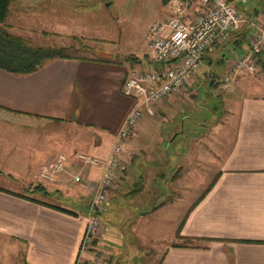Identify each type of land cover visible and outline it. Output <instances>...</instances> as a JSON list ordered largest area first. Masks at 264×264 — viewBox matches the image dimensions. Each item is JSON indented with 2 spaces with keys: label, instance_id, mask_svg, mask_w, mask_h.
I'll return each instance as SVG.
<instances>
[{
  "label": "crops",
  "instance_id": "crops-1",
  "mask_svg": "<svg viewBox=\"0 0 264 264\" xmlns=\"http://www.w3.org/2000/svg\"><path fill=\"white\" fill-rule=\"evenodd\" d=\"M82 1L11 0L4 25L10 34L31 43L39 37L76 38L79 42L74 47H40L88 49L83 42L90 38ZM152 1L143 42L129 46L122 57L117 58L119 51L106 43L103 57L67 55L22 76L0 70V113L6 116L0 122V158L10 159L7 168L0 166V171L25 182L24 191L41 192L46 197L57 195L75 207L68 209L0 188V264H78L81 258L90 259L91 254L81 253L80 247L91 193L102 169L86 168L84 184L75 185L70 178L78 168L72 161L80 153L106 160L134 107L135 101L122 94V85L130 69L152 68L147 30L153 21L167 15L173 0ZM236 5L253 16L257 13L254 19H263L264 0ZM197 8V4L188 5L187 17H192ZM229 46L244 48V54L248 38L241 46L218 42L202 65L211 64L218 53L224 63L223 54ZM198 73L178 96L157 105L153 117L143 118L124 146L122 169L101 213L109 224L103 222L98 242L95 240L104 249L103 257L108 258L104 263L112 262L116 251L113 226L129 224L133 230L128 237L133 238L136 252L153 255L158 243L162 244L157 264H264V74L247 80L234 77L226 106L214 108L206 121L186 128L181 109L199 94L194 86L203 76L199 78ZM180 116L182 122L176 125ZM38 124L52 129L41 142L36 135L30 138L24 133ZM58 125L65 131L59 132L55 128ZM59 155L68 160L65 172L54 183L40 182V168ZM174 158L177 163L170 164L169 159ZM161 191L176 198L161 203L154 198ZM152 195L150 213L142 212L143 208L136 213L143 206L142 196ZM185 195L197 197L182 207L180 199ZM202 195L188 214L180 236L212 241H200L197 248L172 247L177 227ZM115 204L118 209L112 218ZM126 205L135 216L125 209ZM159 211L177 213L169 221L171 231L165 237H158V222L153 220ZM147 245L149 250H142Z\"/></svg>",
  "mask_w": 264,
  "mask_h": 264
},
{
  "label": "built area",
  "instance_id": "built-area-1",
  "mask_svg": "<svg viewBox=\"0 0 264 264\" xmlns=\"http://www.w3.org/2000/svg\"><path fill=\"white\" fill-rule=\"evenodd\" d=\"M247 0H235L243 4ZM235 3L228 0H173L167 15L153 21L146 40L151 52L152 68L130 69L122 85V94L135 101L118 131L106 160L100 161L86 154H76L72 162L77 172L71 175L75 185L84 184L86 168L102 169L98 185L92 190L87 224L80 251L86 253L101 232L100 217L123 166V151L135 128L145 117H153L156 106L178 96L199 71L205 55L212 53L220 41H227L244 23ZM197 4L194 15L187 17V7ZM248 50L239 59L229 61V71L222 78L219 89L228 91L233 78L240 73L254 75L258 71L255 54L264 52V18L252 24ZM67 159L57 156L39 170V180L45 184L57 181L66 170Z\"/></svg>",
  "mask_w": 264,
  "mask_h": 264
},
{
  "label": "rangeland",
  "instance_id": "rangeland-1",
  "mask_svg": "<svg viewBox=\"0 0 264 264\" xmlns=\"http://www.w3.org/2000/svg\"><path fill=\"white\" fill-rule=\"evenodd\" d=\"M83 7H85L86 10V22L84 25H86L87 30L89 32L87 41H83L84 44H87V48L80 47L79 49L75 50L72 48H67L65 51L66 55H85V56H91V57H103L104 48L106 47V43H108V46L114 49H117L119 51V56L122 57L123 53H127L126 49H129V46H135L136 44L142 43L143 40V33L145 29V25L149 19V11L148 7L150 5H153L154 2L152 0H83L82 3ZM239 15L243 19L244 23L242 24L241 29L238 31L239 34H246L245 39L247 41V36L252 33L253 27L251 25L255 23H260L263 21H259L260 19H254L257 18L256 15L249 14L250 12L245 11V9L242 8V10L237 9ZM264 18V10L261 9V14ZM236 34V33H234ZM232 34V35H234ZM76 40V38H68L65 40H58V39H44V38H35L33 39L32 44L35 46H69L74 45L78 46L79 42ZM109 41V42H108ZM234 43L233 37L231 36L227 42ZM107 46V48H108ZM102 48V49H101ZM244 49V48H243ZM243 49L241 48H234L232 46H229L227 50L225 51V61H221L222 54H216L212 57V63H203L201 66L198 76L199 78L203 76V79H199L200 81H197L195 84V90L198 91V95H196L193 98V102H191L188 105H184L183 109V116L185 121L186 128L189 127V125H198L199 123L206 121L207 118L210 116V113L212 110L217 108L220 110L224 106H226L225 101L229 98L232 90V81L229 87L228 91H221L219 89L220 83L222 81L223 76L225 73L229 71L227 68V63L229 61H235L239 59L243 54ZM106 50V49H105ZM108 57V56H107ZM260 70L258 73H256L254 76L248 75V74H237L236 76L238 79L241 80H247L249 78L253 79L256 76L260 75ZM235 76V77H236ZM202 82V83H201ZM204 87V88H203ZM206 89V90H205ZM206 91L208 92V95H206ZM183 116L178 117V119L175 120L176 125L178 123L182 122ZM6 116L2 113H0V122H3L2 119ZM12 122L16 121V119L10 117L9 118ZM188 119V120H187ZM10 121V122H11ZM189 121V122H188ZM41 123V121H39ZM195 123V124H193ZM208 123H206L207 125ZM55 128L60 132L65 131L63 126H55ZM52 132V129L48 126L43 127L40 124L36 126L35 128H32L30 131L24 132L27 135H30L32 138L34 135H36L37 141L41 142V139H44V136L47 134H50ZM15 133V132H14ZM186 134H190V132H186ZM39 142V143H40ZM36 143V142H35ZM38 145L35 144L34 148L38 151L40 149L37 147ZM9 155L8 159L10 156ZM10 160V159H9ZM3 161L0 158V166L2 168H7L8 161ZM170 164L177 163L178 160H175V158L169 159ZM184 170V169H183ZM23 182L20 179L11 178L5 173H2L0 171V188L5 189L8 191H14L18 192L20 194H25L27 196H30L37 200H43L48 203H53L56 205H60L62 207L68 208V209H75L71 201L66 200L64 198H61L57 195L54 196H48L41 195V192L37 191H30V190H23ZM71 186V185H70ZM74 186V185H73ZM31 193H28V192ZM145 200L143 201V206L139 208L136 213L141 212V209L143 208L142 212H149L151 206L149 201L153 198L152 196H142ZM197 197V195H185L182 197L183 200L181 206H187L188 202L192 203V201ZM159 202H165L167 199H175L176 196L172 194L165 195L163 194V191L158 194V196L154 197ZM154 199V200H155ZM197 199V198H196ZM180 202V203H181ZM149 204V205H146ZM117 205L115 204V209L113 210L112 218H114V213H117ZM125 209H128L132 213V215H136L135 212L128 207ZM147 210V211H146ZM150 213V212H149ZM177 213L175 211L167 212L165 211H159L155 214V217L153 220H156L158 222L159 231H158V237H165L168 234H170L171 231V219L175 217ZM116 216V215H115ZM101 219L105 224H109V219L103 214L100 215ZM151 217V216H150ZM149 217V220H151ZM132 220V217L130 218ZM152 220V221H153ZM111 223H114V220H110ZM116 221V220H115ZM168 221V222H167ZM119 225V224H118ZM113 229L116 230V235L113 236L115 239L114 247L116 248V251L114 252V258L112 262L110 263H104L108 261V258L103 257V250L100 247H98V244H92L89 248H87L86 253H90V259L86 261L85 259L81 258L79 259L78 264H157L159 261V257L163 252L162 244L159 242L158 247H156L153 255L149 254V245L142 246V250H147L148 252H136L134 250V244H133V238H129L128 236L132 235L133 227H131L129 224L124 225L121 224V227L119 226H113ZM98 239V238H97ZM95 239L97 242L98 240ZM198 239V238H194ZM184 241L180 239H176L174 243H183ZM198 242L200 241H192L190 245L197 246ZM153 245V243H152ZM154 246H157L156 244ZM102 250V251H101Z\"/></svg>",
  "mask_w": 264,
  "mask_h": 264
},
{
  "label": "trees",
  "instance_id": "trees-1",
  "mask_svg": "<svg viewBox=\"0 0 264 264\" xmlns=\"http://www.w3.org/2000/svg\"><path fill=\"white\" fill-rule=\"evenodd\" d=\"M10 2L11 0H0V70L22 76L37 71L50 60L67 57L65 54L66 49L64 48L35 46L22 37L10 34L4 25L8 15ZM236 8L239 9L237 5ZM245 35L237 34L235 37L233 35L234 44L241 46L245 43ZM254 58L256 59L259 70L264 74V52L255 54ZM210 187L211 186H209L208 189H210ZM36 188L39 189V187ZM203 197L204 195L196 200L177 227L175 238L184 242L182 244L174 243L172 244V247L197 248V246L190 245L192 241H212L211 239H194L180 236L181 229L188 214ZM30 201L41 204V202L36 200L30 199ZM56 209L62 210L61 208ZM62 211L66 212L65 210ZM95 242L96 241L94 240L93 244H95Z\"/></svg>",
  "mask_w": 264,
  "mask_h": 264
}]
</instances>
